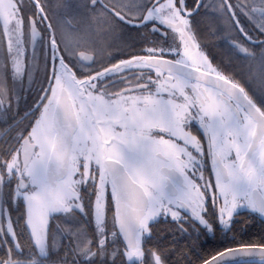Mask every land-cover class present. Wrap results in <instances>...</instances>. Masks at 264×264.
<instances>
[{"label":"snow or ice","instance_id":"1","mask_svg":"<svg viewBox=\"0 0 264 264\" xmlns=\"http://www.w3.org/2000/svg\"><path fill=\"white\" fill-rule=\"evenodd\" d=\"M85 7L89 18L58 36L47 0H0V115L19 114L16 89L40 54L46 85L0 148V264H180L178 250L151 244L155 224L215 234L241 210L264 222V0ZM201 8L228 17L238 60L258 61L250 80L203 50ZM121 28L143 37L139 51L104 45ZM257 253L264 264V239L200 261Z\"/></svg>","mask_w":264,"mask_h":264},{"label":"flooded vegetation","instance_id":"2","mask_svg":"<svg viewBox=\"0 0 264 264\" xmlns=\"http://www.w3.org/2000/svg\"><path fill=\"white\" fill-rule=\"evenodd\" d=\"M27 3V0H25ZM48 2V16L53 26H58L57 35H60V30L65 32H73L78 29L82 22L89 18L90 10L85 7L87 0H47ZM210 4H217L219 0H205ZM242 23H246L242 20ZM193 27L197 32L198 39L203 47V50L213 59L214 64L221 65L226 68L228 74H235L238 81L250 80L249 65L253 73L258 70V61H242L238 60L231 48L232 37L236 32L231 29L228 17L218 12L209 9L206 13L205 9H200V14L194 16ZM143 37L138 35L135 31H128L127 29H117L115 32L103 37L105 46L110 45L109 49L113 54L120 52L127 54L130 51H139L142 45ZM89 55L92 53L89 52ZM107 55V52L105 53ZM45 73H44V56L39 55L37 66L32 72L30 81L22 86V90L17 88L19 99V114L14 106L13 109L6 115H0V148L6 146L7 143H12L15 136L18 135L19 130L28 124L31 119L30 109L33 102L36 101L40 94V89L45 87ZM253 87L259 89L255 83ZM27 117V118H26ZM207 175V173H205ZM86 219V217L84 218ZM238 223L235 224L231 231H219L215 234H203L193 231L188 228L187 233H181L189 237L187 244L190 241H202L207 246L213 242L218 248L223 245L225 248L240 247L231 246L236 242L239 236L242 238H251L252 231L264 229V222L262 218L257 215L250 214L247 210H241L240 214L236 217ZM172 224V223H171ZM175 225V224H173ZM177 227V225H175ZM60 236L56 237V246H60ZM67 244V241H65ZM248 264V263H247Z\"/></svg>","mask_w":264,"mask_h":264},{"label":"trees","instance_id":"3","mask_svg":"<svg viewBox=\"0 0 264 264\" xmlns=\"http://www.w3.org/2000/svg\"><path fill=\"white\" fill-rule=\"evenodd\" d=\"M236 240L237 243L231 246H237L243 244H259V242L264 239V229H258L252 231L251 238L244 237L240 238L239 236ZM189 237L182 235L177 227L171 223L161 221L153 226L152 229V240L151 244L159 246L163 249H176L177 256L176 259L180 260V264H188V261H191V264H201L200 257H210L214 255L217 251L223 250L225 246L218 248L213 242L208 245L206 250L202 241H198L200 244L197 245L196 242L190 241V245L187 244Z\"/></svg>","mask_w":264,"mask_h":264},{"label":"water","instance_id":"4","mask_svg":"<svg viewBox=\"0 0 264 264\" xmlns=\"http://www.w3.org/2000/svg\"><path fill=\"white\" fill-rule=\"evenodd\" d=\"M236 248H240V247H236ZM241 251H246V250L241 249ZM236 259L243 260V261L247 262L248 264H258L260 257H259V254L257 253L254 256L241 255V256L237 257Z\"/></svg>","mask_w":264,"mask_h":264}]
</instances>
